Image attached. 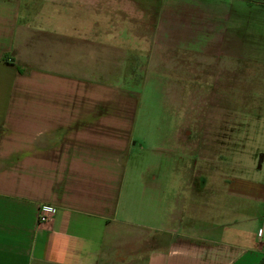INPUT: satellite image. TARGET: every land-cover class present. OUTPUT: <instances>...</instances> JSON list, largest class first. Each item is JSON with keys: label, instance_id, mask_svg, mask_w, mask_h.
<instances>
[{"label": "crops", "instance_id": "crops-1", "mask_svg": "<svg viewBox=\"0 0 264 264\" xmlns=\"http://www.w3.org/2000/svg\"><path fill=\"white\" fill-rule=\"evenodd\" d=\"M148 69L159 92L209 94L259 128L243 110H264V0H0V264H264V148L243 145L264 135L228 154L225 133L216 149L181 118L201 166L133 151L130 78Z\"/></svg>", "mask_w": 264, "mask_h": 264}, {"label": "rangeland", "instance_id": "rangeland-1", "mask_svg": "<svg viewBox=\"0 0 264 264\" xmlns=\"http://www.w3.org/2000/svg\"><path fill=\"white\" fill-rule=\"evenodd\" d=\"M143 63L142 66L144 68ZM142 72V69H141ZM143 76H132L130 78L131 87L134 84H144L145 86L143 92L140 94L139 97V105L137 111V122H136V130L134 132V136L136 137L137 146L132 148L133 151L142 150L149 154V151H157L159 155H161V160L163 165H179L185 164L186 162H193L198 166L202 165V159L199 157H195V159H191L188 157L185 149H182L181 144L185 143L186 140L190 141L191 143L194 138H183V141H177L176 133L179 132V127H181L182 119L186 118L190 120L194 118V124L192 125L189 122V125H184L183 127L187 128L188 130L194 128V132L196 135H202L205 132H209L210 136L214 141L212 144L218 148V137L224 135L227 136V143L228 147V154H230L231 150L233 149L234 145L236 144V140L238 139V135L242 136L243 139L245 136H251L254 134L255 129L259 130L260 135H264V124H261L259 128H255L256 126L252 125V129L248 131L246 129L247 123L245 114H241V110L227 108L224 110H215L210 109L208 98L209 94L204 93H179L178 97L177 94L173 95L171 93L167 94V92H159L157 88H163L159 84V77L157 76V71L153 69H148L147 71L142 73ZM157 76V77H156ZM100 79V78H99ZM165 81L169 80L170 78H164ZM106 81V79H103ZM109 81L111 78L108 79ZM117 80V79H116ZM114 80L115 82H117ZM129 82V83H130ZM168 95L171 96V101L175 102L178 100V108L176 105H171L168 103ZM213 95V94H211ZM190 97L194 99V114L190 116L192 111L190 108L191 106L188 105V99ZM228 100L230 97H233V94H227ZM245 112L254 111L258 114H264V110H243ZM264 117V115H263ZM191 121V120H190ZM220 121V124H219ZM243 121V124H242ZM193 123V122H192ZM242 124V125H241ZM179 134V133H178ZM217 137V138H216ZM264 137V136H263ZM216 139V140H215ZM241 140V138H240ZM197 143L199 141H196ZM221 142V141H220ZM201 143V142H200ZM222 143V142H221ZM241 145L240 142H237V146ZM245 144V153L250 151L251 149L257 148L259 145L261 148H264V141H260L256 143L255 141L251 140ZM240 147V146H239ZM240 150V149H239ZM240 153V151H239ZM188 157V159H187ZM231 155L227 157L228 165L231 159ZM238 161L237 165L243 166L247 168V173H244V178L250 180L254 179L253 175L256 174V170L251 173L253 167H256L258 162L254 161L250 155L245 154L244 156H237ZM236 158V159H237ZM149 160V158H148ZM147 160V161H148ZM213 160V159H212ZM214 165L218 166L219 158L218 156L214 159ZM253 174V175H252ZM228 176L234 177V173H228ZM118 232L121 235H128V236H135V237H145L150 240V235L148 233L139 232L136 230H130L127 228L120 227L118 228ZM135 233V234H134ZM123 262V263H121ZM127 261L122 258V261L115 260L114 262L107 264H126Z\"/></svg>", "mask_w": 264, "mask_h": 264}, {"label": "built area", "instance_id": "built-area-1", "mask_svg": "<svg viewBox=\"0 0 264 264\" xmlns=\"http://www.w3.org/2000/svg\"><path fill=\"white\" fill-rule=\"evenodd\" d=\"M54 215V209L50 205H43L39 209V222L45 223L52 219Z\"/></svg>", "mask_w": 264, "mask_h": 264}]
</instances>
